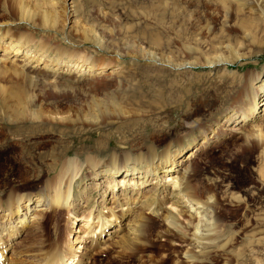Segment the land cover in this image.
<instances>
[{
	"label": "rangeland",
	"instance_id": "1",
	"mask_svg": "<svg viewBox=\"0 0 264 264\" xmlns=\"http://www.w3.org/2000/svg\"><path fill=\"white\" fill-rule=\"evenodd\" d=\"M245 6L229 0H0V58L13 50L2 35L23 43L20 53L0 59V210L37 196L64 170L70 150L73 157L80 153V163L70 168L85 177L79 189L88 188L78 192V208L89 215L94 206L85 220L97 223L100 197L86 155L104 166L118 162L114 155L161 157L175 148L185 155L210 137L195 160L194 182L215 194L222 238L203 251L162 233L166 225L153 220L141 242L96 252L94 264H190L189 248L202 264H264V112L251 121L239 112L249 106L251 81L264 71V15ZM215 55L230 60L209 65ZM104 64L111 69L84 70ZM235 113L240 118L232 122ZM101 142L105 160L93 152ZM47 214L50 221L69 211Z\"/></svg>",
	"mask_w": 264,
	"mask_h": 264
},
{
	"label": "bare ground",
	"instance_id": "2",
	"mask_svg": "<svg viewBox=\"0 0 264 264\" xmlns=\"http://www.w3.org/2000/svg\"><path fill=\"white\" fill-rule=\"evenodd\" d=\"M229 1L246 5V12L257 9L264 15V0H255L253 5L257 8L251 6V0ZM1 38L7 39L6 45L13 49L5 50L1 60L9 59L10 52L16 51V55L21 52V40H9L7 34ZM224 48H228V45H224ZM23 53L29 55L28 50ZM30 55L35 58L37 54ZM229 60L224 55H215L208 58V63L220 66ZM61 65L72 66L70 63ZM109 68V64L91 65L84 70L98 74ZM250 88L249 106L239 112H243V119L251 121L264 112V98H261L264 96V71L251 81ZM237 113L229 120L237 122L240 118ZM261 127L264 128V125ZM228 130L236 134L244 133L239 126H229ZM209 139L205 137L185 155H181L182 151L176 148L171 151L168 149L161 157L151 152L147 157L139 155L131 159L125 155L127 157L120 160V156L114 155L113 161L118 162L108 167L101 162L97 163L99 160L94 155H86L85 162L94 169L91 176L97 180L94 183L97 190L95 195L100 197V202L94 199V205L98 203L97 223L85 220L91 217L94 206L90 208L89 215L82 214L78 208V192L82 196L88 188L86 186L81 189V183H85L82 171L70 169L74 163H80V153L73 157L70 156V150H67L65 154L69 158L66 159L64 170L58 169L37 196H29L27 199L19 197L8 202L7 208L0 210V264L4 263L2 260L6 261L5 264H94L96 252L108 249L120 252L127 246L141 242L153 220L166 225L162 233L174 235L181 240L186 238L195 248L205 251L222 238L224 226L215 194L201 192L204 186L201 182H194L195 160ZM101 145H104L103 148H100ZM106 150L105 143L101 142L94 147L93 152L105 160L102 155ZM260 183L264 184V180ZM49 209L67 210L69 214H52L49 221ZM79 220H85L82 221L85 223L77 230L75 224ZM73 230L76 234L71 233ZM11 248V254L5 255L7 249ZM191 252L190 248L186 250L190 264H202L203 261L196 259Z\"/></svg>",
	"mask_w": 264,
	"mask_h": 264
}]
</instances>
